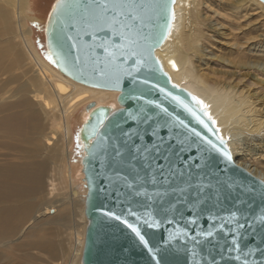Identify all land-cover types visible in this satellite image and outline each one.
Instances as JSON below:
<instances>
[{"label":"snow or ice","instance_id":"snow-or-ice-1","mask_svg":"<svg viewBox=\"0 0 264 264\" xmlns=\"http://www.w3.org/2000/svg\"><path fill=\"white\" fill-rule=\"evenodd\" d=\"M145 7L141 0H58L54 13L63 14L65 20L60 35L55 37L56 43L62 47L64 40L70 41L69 55L74 49L83 51L86 59L93 60L100 76L114 79V86H119L121 75L132 76V71L139 73L141 66H146L150 59L151 46L146 43L148 37L144 35ZM65 29H71L74 34H65ZM73 60L78 64L80 56L75 55ZM129 61L131 71L125 66ZM131 84L132 93L127 98L137 102L144 100L143 93H133L138 91L140 84H149V80L133 77ZM159 90L164 91L162 88ZM123 99L124 96L121 97ZM147 103L151 105L153 101L148 100ZM193 115L196 114L193 112ZM121 118L123 123L117 122L110 128L104 126L105 131L99 133L92 145L93 150L99 147L100 152L92 151L90 154L97 158L107 173L102 179L115 185L113 195L146 198V214L137 216L136 225L110 211L103 215L125 224L135 234L137 242L148 251L153 264H162L163 247L152 244L146 238L145 230L160 231L166 225L169 240L183 239L190 264H221L226 255L233 257L234 253V261H240L242 254L243 264H249L248 257L253 255V250L245 251L242 242L255 240L257 235L260 241L255 255L264 256V248L261 247L264 245V213L245 212L248 201L241 198L247 195L242 187L218 179L213 184L212 176L206 171L211 167V158L197 160L185 156L191 145L186 148V141L177 140L167 122L159 124L143 106L136 113L129 109L118 110L114 120ZM129 121L135 124L134 128L124 126ZM99 123L103 125L104 122L101 120ZM112 123L109 122L110 125ZM180 124L183 125V121ZM162 128L169 129L167 135H161ZM191 131L196 137L200 136L194 129ZM95 132L96 126H93V134ZM207 143L226 162L232 161L230 152L223 147V140L220 146L211 141ZM216 167L219 169V164ZM141 171L144 176L140 175ZM193 172L197 175L193 176ZM147 185L152 186L150 190ZM101 191L107 192V184L101 186ZM225 193L235 194L236 198L227 212L222 213L221 198H228ZM181 207L187 215L180 211ZM128 214L136 215L130 207ZM200 218L209 222L207 228L199 223ZM252 264H258V261L254 260Z\"/></svg>","mask_w":264,"mask_h":264},{"label":"rangeland","instance_id":"rangeland-1","mask_svg":"<svg viewBox=\"0 0 264 264\" xmlns=\"http://www.w3.org/2000/svg\"><path fill=\"white\" fill-rule=\"evenodd\" d=\"M26 2L27 7H20L17 0H0V8L5 11L2 19L7 25L5 28L0 21V52L11 50L12 53L0 61V167H26L32 164V167L43 166L48 175L57 177L58 171L65 164L67 153L64 146L62 150L63 144L55 135L51 141L43 139V136L58 127V105L51 102L53 108L46 110L38 102L44 93L35 81L33 61L21 40L22 33L27 35L42 58L53 67L45 50L43 35L49 10L46 7L47 0ZM198 3L199 28L202 32L199 42L201 54L193 55V64L201 67V71L212 80L234 85L238 91L249 95L256 103V109L264 115V73L249 68H264V8L242 5L237 9L241 0H198ZM187 19L189 15H184V20ZM196 56L201 60L196 59ZM110 105L114 107V104ZM84 108L73 116L71 122L74 131L69 151L71 158L67 163L79 200L85 196V188L78 163L81 152L76 141L79 129L76 123ZM15 118L18 119L14 127L2 125L6 119ZM248 139L241 146L243 150L248 148V151L241 152V156L237 157L239 166L263 174L264 152L251 147ZM47 184L43 185L40 192L35 191L27 196V199L35 201V207L17 229L15 224L9 230L11 233H4L5 230L0 229V264H72L81 207L66 199L67 192L69 196L73 195L72 188H66L64 184L57 185L59 190L50 196L46 195L49 188ZM7 199L9 202L13 197ZM58 199L64 200V205L55 208L49 216L53 202ZM0 213H3V209H0ZM35 214L42 215L30 224Z\"/></svg>","mask_w":264,"mask_h":264},{"label":"water","instance_id":"water-1","mask_svg":"<svg viewBox=\"0 0 264 264\" xmlns=\"http://www.w3.org/2000/svg\"><path fill=\"white\" fill-rule=\"evenodd\" d=\"M259 1L261 2V0ZM57 2L58 0L53 1L43 27L45 50L52 66L66 78L83 86L119 92L116 98L119 106L117 109L110 105L96 106L92 102L87 104L85 108L88 111V116L76 132V141L81 152L78 163L82 167L83 186L86 189L84 216L87 220V226L81 264H153L148 251L137 242V237L125 224L103 215L104 212L110 211L136 225L137 216L146 214L144 207L146 198L133 199L128 195H113L115 185L102 179L107 173L101 168L97 158L90 154L92 151L97 154L100 152L99 147L93 150L92 145L96 143L99 133L105 131V125L110 128L117 122L123 123L122 118L114 120V115H118V110L129 109L136 113L143 106L159 124L163 125L167 122L169 129L177 136V140H185L186 148L188 144L191 145L185 156H191L197 160L211 158V167L206 171L212 176L213 184L218 179L221 182L227 181L235 186L242 187L247 195L241 198L248 201L245 212L264 213V182L249 173L245 168L237 165L233 158L231 162H226L219 152L212 149L207 141L220 146V141L223 140V147L230 152L226 140L219 135L213 120L206 114V110L201 106L199 100L188 90L173 84L161 62L155 56V50L164 44L172 28L176 0H141L146 6L143 13L144 23L146 24L144 35L148 37L146 43L151 46L149 49L150 59L146 66H141L139 73L132 71V76L121 75L119 86H114V79L100 76L93 60L86 59L83 51L74 49L72 54L69 55L70 41L64 40L62 47L56 43L55 37L60 35L65 20L63 14L54 13ZM65 34L73 35L74 33L71 29H65ZM85 39L88 38L85 37ZM75 55L80 56L78 64L73 60ZM100 55L102 59V53ZM125 66L130 71L132 70L131 61ZM108 71L111 72L112 70L108 69ZM133 77L138 80L145 78L149 80V84H140L138 91L133 93H143L145 99L139 102L127 98L129 93H132L133 85L131 81ZM161 88L164 89L163 92L159 90ZM122 96L125 99L121 100ZM173 97L179 99L175 100ZM148 100L153 101V103L149 105ZM156 105H160V107H156ZM185 105H187V108ZM163 109H167V111L165 112ZM193 112L196 114L195 116ZM101 120L104 122L103 125L99 123ZM110 121L113 122L112 125L109 124ZM180 121H183V125L180 124ZM200 121H203V123H200ZM93 126H96L95 134H93ZM124 126L134 128L135 124L129 121ZM169 129H160L161 135H167ZM192 129L199 132L200 136L196 137L192 133ZM146 139L150 140V138ZM217 164H219V169L216 167ZM140 175L144 176L145 174L141 171ZM196 175L193 172V176ZM105 184H107V192L101 191V186ZM147 187L150 190L152 186L147 185ZM225 196L228 198H221L220 210L222 213L227 212L232 201L236 198L235 194L225 193ZM129 207L136 215L128 214ZM180 211L185 212L186 215L188 214L183 207ZM177 219H179V216H177ZM199 223L205 228L209 226V222L203 218H200ZM167 229L168 226L166 225L160 231L145 230L147 232L146 238L152 244L162 245V264H190V257L183 247V239L169 240ZM248 236L251 237L252 233L249 232ZM259 241L260 236L257 235L255 240L246 239L242 242L245 251L249 248L253 250V255L248 257L249 264H252L254 260L258 261V264H264V256L255 255ZM261 247L264 248V245H261ZM235 255L236 253L233 254V257ZM233 257H227L226 255L221 264H243L242 254L240 261H234Z\"/></svg>","mask_w":264,"mask_h":264},{"label":"bare ground","instance_id":"bare-ground-1","mask_svg":"<svg viewBox=\"0 0 264 264\" xmlns=\"http://www.w3.org/2000/svg\"><path fill=\"white\" fill-rule=\"evenodd\" d=\"M17 4L20 7H25V5L27 7L26 0H17ZM198 5V0H176L172 28L164 44L155 50V56L161 62L172 83L188 90L199 100L201 106L206 110V114L213 120L219 135L226 140L233 160L240 165L237 157L241 156V152L246 153L248 151V148L243 150L241 147L246 144L248 138L250 139L251 147L264 152V130H262L264 128V115L256 109V103L249 95L238 91V88L234 85L212 80L206 73L201 71V67L200 69L193 64V55L197 53L200 56L201 54L199 42L202 32L199 28ZM242 5L253 6L257 9L264 8V4L259 0H241V4L237 9ZM185 6L189 7L185 8ZM184 15H189V19L185 21ZM0 17V21L4 23L3 26L7 28L5 20L2 19L5 17V11L1 8ZM21 40L26 53L33 61L34 76L36 74L35 81L44 93L38 102L46 110L53 108L51 102H55L58 105L59 113L56 119V121H59L58 127L45 134L43 139L51 141L56 136V139L62 142V150L64 146L67 155H65V164L62 166L61 171H58L57 177L52 174L48 175L49 173H46L43 166L32 167V164L26 167L1 165L0 200L2 207L0 209H3V213H0V229L5 230L4 233L10 232L9 230L14 224L17 229L28 218L35 207V201L27 199L28 195L35 191L40 192L43 185L48 183V192L45 193L46 195L54 196L58 189L57 185L61 186V184H64L66 188L70 187L73 190L72 196H69L68 192L67 194L65 193L67 201L71 200L76 206L81 207L79 229L75 231L76 249L74 259L71 261L72 264H81L87 220L84 216V197L80 200L77 199V191L73 188L70 179L71 169H69L67 164L71 158V152L69 151L74 131H72L71 122L74 119L73 116L81 108L85 107L88 102H92L96 106L114 104V109L119 108L116 102L119 92L90 88L66 78L42 58L27 35L22 33ZM11 55V50L9 52H0V61L4 57H10ZM199 56H196V59ZM198 60L200 61L201 58ZM249 68H255L257 71L264 73V68L256 66H249ZM254 77L256 78V76ZM87 116L88 111L84 108V111L78 117L77 128H80ZM17 119H6L7 121L5 120V123L3 121L2 125H6L8 128L14 127V122ZM240 147L242 151H240ZM46 148L48 149L47 146ZM244 168L264 182V173L254 172L248 167ZM80 169L82 171V167ZM44 179H46V183ZM65 194L62 193V195ZM85 194L86 189L84 190ZM8 197H13L12 201L8 202ZM63 201L58 199L53 202L54 206L51 207L48 215L54 213L55 208L58 209L64 205L65 201ZM57 203L59 204L57 205ZM40 215L35 214L32 218L30 217L31 221L29 223H34Z\"/></svg>","mask_w":264,"mask_h":264},{"label":"trees","instance_id":"trees-1","mask_svg":"<svg viewBox=\"0 0 264 264\" xmlns=\"http://www.w3.org/2000/svg\"><path fill=\"white\" fill-rule=\"evenodd\" d=\"M38 1H43V0H38ZM52 3H53L52 0H47L46 7L48 8V10L50 9ZM41 11H42V10H40V13H42Z\"/></svg>","mask_w":264,"mask_h":264}]
</instances>
